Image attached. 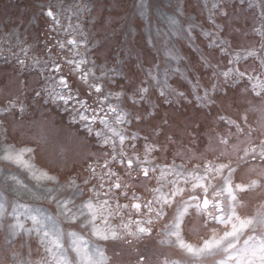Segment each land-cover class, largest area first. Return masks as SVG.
I'll list each match as a JSON object with an SVG mask.
<instances>
[{"label": "snow or ice", "instance_id": "snow-or-ice-1", "mask_svg": "<svg viewBox=\"0 0 264 264\" xmlns=\"http://www.w3.org/2000/svg\"><path fill=\"white\" fill-rule=\"evenodd\" d=\"M37 7L0 30V264H264V0Z\"/></svg>", "mask_w": 264, "mask_h": 264}, {"label": "rangeland", "instance_id": "rangeland-1", "mask_svg": "<svg viewBox=\"0 0 264 264\" xmlns=\"http://www.w3.org/2000/svg\"><path fill=\"white\" fill-rule=\"evenodd\" d=\"M42 2H46V0H0V30H2L3 24H8L11 26H16L20 29L21 33H25L28 37V40L30 43L34 42L36 38H43V33L46 31V23L45 20L40 18V14L38 11V5ZM67 3H71L72 0H66ZM101 3H103V0H101ZM107 4L109 6L115 7L116 6V0H107ZM122 8H128L129 15L127 24L129 26L134 25L137 21L133 18V16L130 14L131 10L129 8V5L123 4L121 5ZM35 17V19H34ZM119 19V17H117ZM121 23H125L124 21H121ZM241 24L243 25L244 22L241 20ZM156 21H153V31H155ZM161 28H164V24H160ZM143 30H137V38L136 42L132 43L131 41L128 44H122L124 37L128 34V29L125 28L123 30L118 29V33L115 37H113L109 44L108 48L111 51L112 55L126 52L131 46L132 48H135L137 52H140L141 49L144 50L143 54L146 55L149 59L153 58L155 56V49H146L144 45V37L141 35ZM251 37L243 38L241 37V40L244 43H247L248 40H250ZM162 49L160 57L161 61L163 60V46L164 42L161 40L160 45ZM184 53L187 54L188 58L195 63L197 57L194 53H192L189 49L184 48ZM125 60H127L129 63H134L135 56H125ZM111 59V56L109 57ZM174 79V78H173ZM171 82V81H170ZM188 111L190 115H197L199 113L198 109L193 108L192 106H188ZM31 119L39 121L40 114L39 112H36ZM36 131V129H32L29 134H33Z\"/></svg>", "mask_w": 264, "mask_h": 264}]
</instances>
